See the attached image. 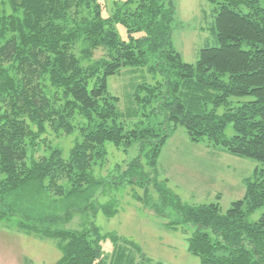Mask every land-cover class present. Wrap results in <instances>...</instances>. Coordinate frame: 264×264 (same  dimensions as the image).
Returning a JSON list of instances; mask_svg holds the SVG:
<instances>
[{
	"label": "trees",
	"instance_id": "trees-1",
	"mask_svg": "<svg viewBox=\"0 0 264 264\" xmlns=\"http://www.w3.org/2000/svg\"><path fill=\"white\" fill-rule=\"evenodd\" d=\"M206 1L215 6L217 44L189 64L172 39L174 0L116 1L107 18L100 0H2L0 222L16 218L20 231L58 241L56 264L109 263L102 248L107 236L95 219L99 211L111 218L117 210L98 196L123 182L147 193L153 187L158 201L147 194L145 203L160 218L168 210L176 214L171 229L193 227L189 251L201 264H264V213L249 220L264 209V169L246 180L243 199L225 211L219 203H184L168 180L157 178L159 155L179 127L194 143L264 165V0ZM126 70L146 71L153 81L135 90L147 123L131 129L109 89V78ZM50 132H77L80 140L67 158L54 147L38 156ZM108 145L124 152L137 145L139 155L122 176L104 179L95 172L108 163ZM75 199L83 201L67 205L63 216L59 208L40 217L42 209ZM75 214L88 218L81 230L61 227ZM110 238L116 247L111 264H151L138 248L135 254Z\"/></svg>",
	"mask_w": 264,
	"mask_h": 264
},
{
	"label": "rangeland",
	"instance_id": "rangeland-1",
	"mask_svg": "<svg viewBox=\"0 0 264 264\" xmlns=\"http://www.w3.org/2000/svg\"><path fill=\"white\" fill-rule=\"evenodd\" d=\"M105 9L103 17L112 14L114 3H125L127 0H100ZM176 6L173 43L183 60L195 64L199 52L206 46H215L216 38L213 33L215 6L206 0H174ZM4 5L0 0V14ZM7 11V9H6ZM117 32L124 40L128 39L126 29L117 25ZM100 51L95 58L103 56ZM142 82L151 81L146 71H124L119 76L109 78V89L120 99L119 111L122 120L131 129L140 122H146L144 110L134 101V93ZM228 136H233L232 127L228 128ZM44 143L39 149L38 156L47 154L49 147L59 148L67 158L71 149L80 140L77 132L70 136L47 133L42 137ZM108 163L96 169V176L109 178L122 176L129 165L139 155L137 145L127 152L117 150L112 145L107 146ZM117 165L120 166L115 171ZM257 169H264V165L252 159L228 154L220 149L209 147L207 143L192 142L185 129L179 127L163 147L157 163V178L159 181L168 180V187L178 195L184 203L201 205L219 203L222 210H227L234 201L243 199L246 192V180L254 178ZM146 170H149L148 168ZM129 180V179H128ZM108 193L98 196L102 205L114 202L117 213L109 218L103 211H99L96 224L102 235L107 236L102 248L105 255L111 259L115 244L110 238L118 237V247L127 251L138 248L142 256L151 264H201V259L189 251V238L194 229L192 226L177 225V229L168 227V223L176 221L178 216L167 211L168 216L160 218L145 203L146 195L153 201H158V194L153 187L138 186L123 182L118 186H108ZM219 197V198H218ZM83 199L59 202L52 211L42 209L40 217H45L58 211L63 216L65 207L79 204ZM71 206V205H70ZM46 207V206H45ZM62 208V209H61ZM50 212V214H46ZM264 213V209L257 210L249 217L256 222ZM88 218L82 214H75L65 225H59L67 230H81ZM57 226V227H59ZM127 243V245L123 243ZM62 252L59 242L54 239H43L35 234L20 231L17 219L0 222V264H56ZM138 256V255H137Z\"/></svg>",
	"mask_w": 264,
	"mask_h": 264
}]
</instances>
